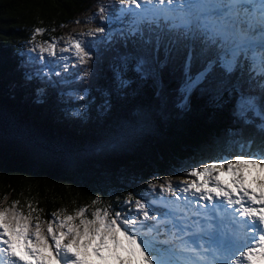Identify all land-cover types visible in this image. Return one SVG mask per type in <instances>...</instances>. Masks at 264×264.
I'll list each match as a JSON object with an SVG mask.
<instances>
[{
  "label": "trees",
  "instance_id": "obj_1",
  "mask_svg": "<svg viewBox=\"0 0 264 264\" xmlns=\"http://www.w3.org/2000/svg\"><path fill=\"white\" fill-rule=\"evenodd\" d=\"M121 7L119 0H0V206L18 201L27 215L30 204L43 221L85 207L91 219L97 208H126L129 194L172 199L149 184L170 179L175 187L192 167L236 155L249 138L260 143L264 121L240 118V94L227 80L218 95L196 94L185 110L178 70L155 83L137 80L134 64L122 74L123 57L135 49L119 34ZM37 27L44 29L37 43L56 42L55 57L29 51ZM96 27L105 33L86 35ZM69 37L90 51L87 65L77 64L74 49L61 51Z\"/></svg>",
  "mask_w": 264,
  "mask_h": 264
},
{
  "label": "snow or ice",
  "instance_id": "obj_2",
  "mask_svg": "<svg viewBox=\"0 0 264 264\" xmlns=\"http://www.w3.org/2000/svg\"><path fill=\"white\" fill-rule=\"evenodd\" d=\"M119 5L115 19L126 25L119 34L135 49L123 57L122 74L125 65L134 64L137 80L155 83L178 70L185 110L196 94L218 95L227 80L232 93L240 94V118L264 121V0H119ZM104 13L101 6L98 15L107 20ZM105 30L96 27L86 35L95 38ZM43 31L34 29L29 49H38L41 60L44 53L55 57L57 48L55 41L46 47L37 43ZM68 43L61 51L74 49L77 64L87 65L92 57L83 42L69 37ZM131 81L121 79L120 87ZM259 129V144L249 138L236 155L192 167L186 173L192 179L175 187L170 179L149 184L171 200L161 195L145 202L129 194L119 211L97 208L89 219L81 207L74 214L53 212L49 221L33 217L30 204L27 215L18 201L0 206V264H264V123Z\"/></svg>",
  "mask_w": 264,
  "mask_h": 264
},
{
  "label": "rangeland",
  "instance_id": "obj_3",
  "mask_svg": "<svg viewBox=\"0 0 264 264\" xmlns=\"http://www.w3.org/2000/svg\"><path fill=\"white\" fill-rule=\"evenodd\" d=\"M184 179H192V178H184ZM248 179L251 180V177L249 176ZM249 186H250L252 189H253V187H256V185H254V184L249 185ZM258 190H259V189H258ZM169 200H170V199H169Z\"/></svg>",
  "mask_w": 264,
  "mask_h": 264
}]
</instances>
